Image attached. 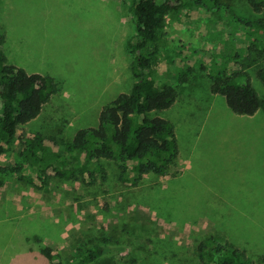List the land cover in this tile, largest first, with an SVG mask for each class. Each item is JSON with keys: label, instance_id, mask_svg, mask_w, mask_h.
I'll use <instances>...</instances> for the list:
<instances>
[{"label": "rangeland", "instance_id": "374dc122", "mask_svg": "<svg viewBox=\"0 0 264 264\" xmlns=\"http://www.w3.org/2000/svg\"><path fill=\"white\" fill-rule=\"evenodd\" d=\"M222 1L219 12L189 5L169 19L157 77L179 93L161 114L176 125L180 146L170 174L146 175L130 188L117 166L103 160L104 171L85 166L77 179L53 178L45 188L4 175L0 264H53L42 253L46 248L67 263L96 245L108 253L93 264H203L198 246L211 237L249 260L264 255V111L234 114L223 96L211 92L199 65L223 51L210 38L211 19L232 12L246 20L259 16L248 0ZM129 6V0H0L9 62L51 75L61 88L4 145L0 167L14 166L25 140L36 134L58 144L72 141L79 130L97 126L102 109L119 94L132 90ZM247 64L264 97L257 75L262 62ZM188 66L193 72L178 79L179 68Z\"/></svg>", "mask_w": 264, "mask_h": 264}, {"label": "trees", "instance_id": "16d2710c", "mask_svg": "<svg viewBox=\"0 0 264 264\" xmlns=\"http://www.w3.org/2000/svg\"><path fill=\"white\" fill-rule=\"evenodd\" d=\"M129 1L133 35L127 47L133 56L132 90L119 94L102 109L97 126L79 130L70 142L58 144L40 133L25 140L20 160L14 166L0 167V186L4 185V175L14 173L21 182L45 188L53 178L77 179L85 166L104 171L103 160L117 166L121 183L130 188L138 187L146 175L170 174L180 157V146L176 125L161 114L175 105L179 93L173 84L160 82L157 77L161 51L169 41V19L189 5L219 12L223 1ZM248 3L259 18L246 20L232 12L221 20H210V38L222 45L223 51L211 64L199 63L200 69L209 75L211 92L223 96L231 111L240 116H255L264 111V97L246 71L248 62L260 60L263 66L257 75L264 85V0ZM6 40L0 24V155L4 145L15 138L19 126L38 118L61 90L55 77L30 74L10 63L4 49ZM192 72L191 66L179 68L178 79L187 78ZM198 250L203 264H264V255L249 260L241 249L219 243L214 237L202 241ZM42 253L53 264H93L108 250L96 245L67 263L55 261L49 248Z\"/></svg>", "mask_w": 264, "mask_h": 264}]
</instances>
